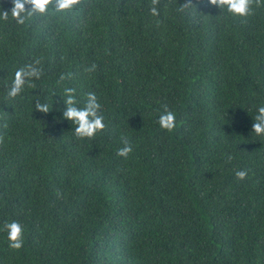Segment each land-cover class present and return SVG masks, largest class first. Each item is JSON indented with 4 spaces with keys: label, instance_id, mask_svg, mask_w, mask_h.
Wrapping results in <instances>:
<instances>
[{
    "label": "trees",
    "instance_id": "obj_1",
    "mask_svg": "<svg viewBox=\"0 0 264 264\" xmlns=\"http://www.w3.org/2000/svg\"><path fill=\"white\" fill-rule=\"evenodd\" d=\"M184 2L81 0L17 24L0 0V227L24 229L19 250L0 231V264H264V0L244 18ZM36 61L35 88L8 100ZM66 88L101 104L93 139L63 118Z\"/></svg>",
    "mask_w": 264,
    "mask_h": 264
},
{
    "label": "clouds",
    "instance_id": "obj_2",
    "mask_svg": "<svg viewBox=\"0 0 264 264\" xmlns=\"http://www.w3.org/2000/svg\"><path fill=\"white\" fill-rule=\"evenodd\" d=\"M81 0H12V7L10 9L11 17L17 24H23L26 17L33 14H46L49 6L52 5L57 12H66L73 9L74 6L80 4ZM160 0H151V5L159 4ZM261 0H207V3L215 8L226 12L232 17L244 18L249 16L253 11V4L259 5ZM193 6V0H185L181 7V11ZM149 13L151 16H159V9L157 7H150ZM9 11L0 12V18L7 19ZM39 61L33 64L25 65L18 68L14 73V78L11 85L7 88L6 97L8 100H14L25 89V87L35 88L34 80H39L42 75V69L37 65ZM95 66H93L94 68ZM92 69H89L91 71ZM63 79V77H61ZM63 104L66 106L62 112L63 118L72 121L76 127L74 134L79 139H93L98 132L105 128L104 117L101 115V104L94 93H88L83 107H79L78 101L75 97V89L66 88L64 90ZM35 110L41 113H48L49 105L42 103L39 99L35 100ZM157 123L162 130L172 132L176 128V115L168 108V105H162L159 110ZM252 132L258 137H264V106L257 110L252 124ZM2 140V138H0ZM121 147L117 155L127 158L132 152V145L127 137L122 136ZM232 160L231 154H226L225 161ZM235 176L243 180L247 177V171L238 170ZM0 231L6 233L8 247L12 250H19L24 244V229L18 221H5L0 227Z\"/></svg>",
    "mask_w": 264,
    "mask_h": 264
}]
</instances>
